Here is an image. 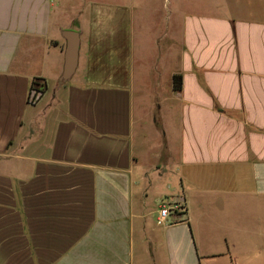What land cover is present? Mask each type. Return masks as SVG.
I'll use <instances>...</instances> for the list:
<instances>
[{
	"label": "crops",
	"instance_id": "crops-1",
	"mask_svg": "<svg viewBox=\"0 0 264 264\" xmlns=\"http://www.w3.org/2000/svg\"><path fill=\"white\" fill-rule=\"evenodd\" d=\"M163 4L0 0V264H264V0Z\"/></svg>",
	"mask_w": 264,
	"mask_h": 264
},
{
	"label": "rangeland",
	"instance_id": "rangeland-1",
	"mask_svg": "<svg viewBox=\"0 0 264 264\" xmlns=\"http://www.w3.org/2000/svg\"><path fill=\"white\" fill-rule=\"evenodd\" d=\"M201 1V0H199ZM99 9L103 13L111 11V9L116 12V6L120 4L121 7H125L126 12L132 9L134 4V24H139L138 28L141 27V24L145 22L146 16L148 15L147 11H151V21L153 23V28L151 29V38L153 39L161 31L160 26L163 22V2L164 0H98ZM132 3V4H131ZM132 10V11H134ZM33 84V83H32ZM39 100V99H38Z\"/></svg>",
	"mask_w": 264,
	"mask_h": 264
},
{
	"label": "water",
	"instance_id": "water-1",
	"mask_svg": "<svg viewBox=\"0 0 264 264\" xmlns=\"http://www.w3.org/2000/svg\"><path fill=\"white\" fill-rule=\"evenodd\" d=\"M62 35L66 39V47L64 52V68L59 78V83L67 82L72 77L76 66L78 56L79 40L75 31L64 30Z\"/></svg>",
	"mask_w": 264,
	"mask_h": 264
},
{
	"label": "built area",
	"instance_id": "built-area-1",
	"mask_svg": "<svg viewBox=\"0 0 264 264\" xmlns=\"http://www.w3.org/2000/svg\"><path fill=\"white\" fill-rule=\"evenodd\" d=\"M42 87L39 86L37 87L35 84L31 85V88L28 93V102L30 104H34L38 101V99L42 95ZM168 203L167 202H162L160 205V210H159V215H160V222L163 223L166 220V217L168 215Z\"/></svg>",
	"mask_w": 264,
	"mask_h": 264
},
{
	"label": "trees",
	"instance_id": "trees-1",
	"mask_svg": "<svg viewBox=\"0 0 264 264\" xmlns=\"http://www.w3.org/2000/svg\"><path fill=\"white\" fill-rule=\"evenodd\" d=\"M33 84L39 85V82L37 79H34L32 81ZM41 86V85H40ZM172 86L174 90H179L181 88V76L179 74H175L172 77Z\"/></svg>",
	"mask_w": 264,
	"mask_h": 264
}]
</instances>
